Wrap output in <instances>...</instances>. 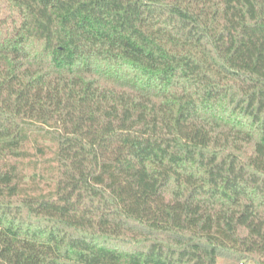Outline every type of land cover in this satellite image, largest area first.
<instances>
[{
	"label": "trees",
	"instance_id": "trees-1",
	"mask_svg": "<svg viewBox=\"0 0 264 264\" xmlns=\"http://www.w3.org/2000/svg\"><path fill=\"white\" fill-rule=\"evenodd\" d=\"M0 264H264V0H5Z\"/></svg>",
	"mask_w": 264,
	"mask_h": 264
},
{
	"label": "rangeland",
	"instance_id": "rangeland-1",
	"mask_svg": "<svg viewBox=\"0 0 264 264\" xmlns=\"http://www.w3.org/2000/svg\"><path fill=\"white\" fill-rule=\"evenodd\" d=\"M9 13L8 8L6 7L5 0H0V17H4Z\"/></svg>",
	"mask_w": 264,
	"mask_h": 264
}]
</instances>
